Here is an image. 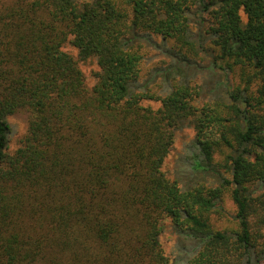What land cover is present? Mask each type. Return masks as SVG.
Here are the masks:
<instances>
[{
  "label": "trees",
  "instance_id": "16d2710c",
  "mask_svg": "<svg viewBox=\"0 0 264 264\" xmlns=\"http://www.w3.org/2000/svg\"><path fill=\"white\" fill-rule=\"evenodd\" d=\"M0 264H264V0H0Z\"/></svg>",
  "mask_w": 264,
  "mask_h": 264
},
{
  "label": "rangeland",
  "instance_id": "374dc122",
  "mask_svg": "<svg viewBox=\"0 0 264 264\" xmlns=\"http://www.w3.org/2000/svg\"><path fill=\"white\" fill-rule=\"evenodd\" d=\"M85 1V0H82ZM87 1V0H86ZM193 28V24L191 25ZM62 50L70 54L73 58L77 59V51L76 49L69 43L63 45ZM152 54V58L147 59V61L143 62L144 68H150L156 64H158L164 58L163 55L157 52V50H150ZM205 64L207 60L204 61ZM78 66L81 69L83 76L86 80L87 86L90 87L93 83V75L92 73L97 70V66L94 62V59H88L86 61L78 60ZM239 67L234 69V72L230 74V77L234 79L235 82H239V74H240ZM256 83L253 84L255 87ZM142 104L149 105L152 108H157L159 103L151 102V101H143ZM8 122L10 125V133L8 135V148L7 152L12 153L21 143V140L24 134L27 131L28 127V113L24 110H20L13 115L8 116ZM194 130L192 128H185L183 130L177 131L175 133V139L173 146L168 153L167 157L164 160L162 170L166 174L167 177H172V170L175 159L178 155H180L183 151L184 144L189 142V140L193 137ZM225 149L222 148V151L215 152L214 157L216 161H222L224 157ZM223 205L226 212L221 214H210L209 222L211 227L214 230H224L227 232H231L232 230H236L237 222L234 220L233 215L235 213V205L232 202L230 195L226 192L223 196ZM160 241L164 248L165 254H167L170 258L176 257L180 253L183 254L184 250L179 248L177 249V235L172 231L171 227L169 226V221H164V228L160 236ZM178 254V255H177Z\"/></svg>",
  "mask_w": 264,
  "mask_h": 264
}]
</instances>
